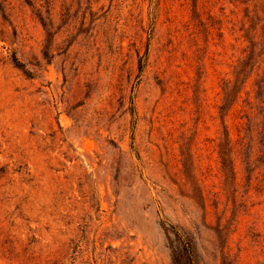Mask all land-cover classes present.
<instances>
[{
    "label": "rangeland",
    "instance_id": "obj_1",
    "mask_svg": "<svg viewBox=\"0 0 264 264\" xmlns=\"http://www.w3.org/2000/svg\"><path fill=\"white\" fill-rule=\"evenodd\" d=\"M0 264H264V0H0Z\"/></svg>",
    "mask_w": 264,
    "mask_h": 264
},
{
    "label": "trees",
    "instance_id": "obj_2",
    "mask_svg": "<svg viewBox=\"0 0 264 264\" xmlns=\"http://www.w3.org/2000/svg\"><path fill=\"white\" fill-rule=\"evenodd\" d=\"M16 64L20 68V66H21V65H19L20 63H16ZM224 156H227V155L225 153H222V164H223L224 170L226 171L231 162H229L228 157L226 159H224Z\"/></svg>",
    "mask_w": 264,
    "mask_h": 264
}]
</instances>
